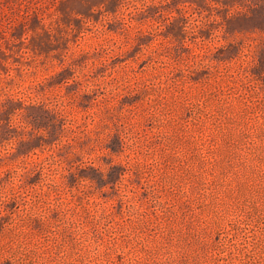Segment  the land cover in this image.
Returning <instances> with one entry per match:
<instances>
[{"label":"rangeland","instance_id":"374dc122","mask_svg":"<svg viewBox=\"0 0 264 264\" xmlns=\"http://www.w3.org/2000/svg\"><path fill=\"white\" fill-rule=\"evenodd\" d=\"M0 264H264V0H0Z\"/></svg>","mask_w":264,"mask_h":264}]
</instances>
